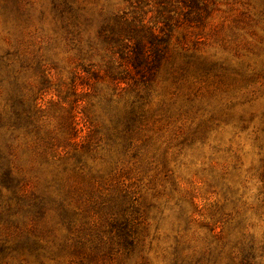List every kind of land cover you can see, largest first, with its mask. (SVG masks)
Listing matches in <instances>:
<instances>
[{
    "label": "rangeland",
    "instance_id": "374dc122",
    "mask_svg": "<svg viewBox=\"0 0 264 264\" xmlns=\"http://www.w3.org/2000/svg\"><path fill=\"white\" fill-rule=\"evenodd\" d=\"M199 2L0 0V264H264V0Z\"/></svg>",
    "mask_w": 264,
    "mask_h": 264
},
{
    "label": "trees",
    "instance_id": "16d2710c",
    "mask_svg": "<svg viewBox=\"0 0 264 264\" xmlns=\"http://www.w3.org/2000/svg\"><path fill=\"white\" fill-rule=\"evenodd\" d=\"M182 2L185 4V8L184 10L186 11L185 14V18L187 20L189 19H193V18H202L204 13L206 12V9L204 7L201 6V3L199 2V0H182ZM121 30L118 32V36L120 38L125 39L124 36L129 37V41L130 39H132L133 35L132 33L135 32V30L137 29L136 27H134L133 25H126L123 24L121 25ZM128 28V29H127ZM154 39L150 42V46L149 47H145L147 49H144V47H142V42L141 41H137V47H135L136 53L131 57V59L129 60V64H131L135 69H137V72L139 74H141V77H146L148 78V75L153 71V69L155 68V66L157 65V63L159 62V58H154L151 57V54H149L152 50V48L154 47L153 45H155V42H157V45L153 48L152 52L154 55H156V53H160V51H163L166 49V39L164 37H159L158 35H153ZM127 39V38H126ZM122 44L127 45V43H125L124 41H122ZM155 50V51H154ZM150 51V52H149ZM161 59V56H160ZM152 62L154 63L152 65ZM155 65V66H154ZM143 67V68H141ZM16 105H13L12 107H14V110H12V115L14 116L13 119V128H17L19 126V123H21V121L24 119H26L27 123L30 126H34V118L33 116L28 113L27 111L23 110H19L17 108V106H20L23 104V101L19 98L17 100H15ZM16 106V108H15ZM36 127V126H35ZM37 128V127H36ZM36 132H39V129H36ZM34 132V131H33ZM48 145H52V141L48 142ZM55 145V144H53ZM52 145V146H53ZM51 146V147H52ZM3 159L2 153L0 152V163ZM2 183L4 184V186L6 187H11L12 184V172L9 169V167H6L4 169V173L2 174ZM2 248H5L7 246L6 243H0Z\"/></svg>",
    "mask_w": 264,
    "mask_h": 264
}]
</instances>
